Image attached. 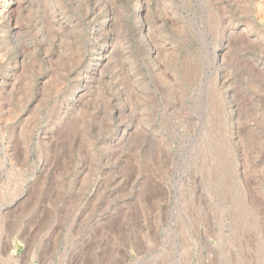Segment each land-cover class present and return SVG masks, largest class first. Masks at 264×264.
I'll list each match as a JSON object with an SVG mask.
<instances>
[{
	"label": "rangeland",
	"instance_id": "rangeland-1",
	"mask_svg": "<svg viewBox=\"0 0 264 264\" xmlns=\"http://www.w3.org/2000/svg\"><path fill=\"white\" fill-rule=\"evenodd\" d=\"M0 264H264V0H0Z\"/></svg>",
	"mask_w": 264,
	"mask_h": 264
},
{
	"label": "bare ground",
	"instance_id": "bare-ground-1",
	"mask_svg": "<svg viewBox=\"0 0 264 264\" xmlns=\"http://www.w3.org/2000/svg\"><path fill=\"white\" fill-rule=\"evenodd\" d=\"M113 20V19H112Z\"/></svg>",
	"mask_w": 264,
	"mask_h": 264
}]
</instances>
